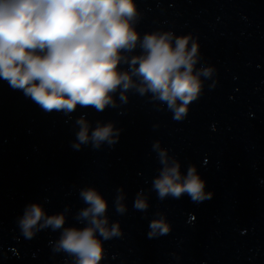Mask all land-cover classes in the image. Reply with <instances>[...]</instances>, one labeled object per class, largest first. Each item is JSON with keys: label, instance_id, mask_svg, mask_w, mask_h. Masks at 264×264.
Returning a JSON list of instances; mask_svg holds the SVG:
<instances>
[{"label": "clouds", "instance_id": "obj_1", "mask_svg": "<svg viewBox=\"0 0 264 264\" xmlns=\"http://www.w3.org/2000/svg\"><path fill=\"white\" fill-rule=\"evenodd\" d=\"M137 15L136 0H0V79L45 112H73L78 105L103 111L115 106L113 94L118 89L127 99L125 93L135 88L141 95L152 93L173 111L174 119L182 120L201 91L200 73L193 72L198 45L193 42L189 50V36L177 37L173 44L170 32L145 33L141 39L132 23ZM138 44L141 54L130 59L124 55ZM122 62L128 70H121ZM77 122L81 129L73 147L79 149L90 137L84 119ZM112 136V124L97 127L91 135L93 147L105 141L114 144ZM153 147H159L158 142ZM160 157L167 164L164 151ZM204 187L195 168L181 180L179 164L166 166L154 181L160 199L184 193L193 201L210 199L213 193H205ZM79 195L87 207L77 219L86 221L85 227L64 228V214L46 215L38 203L25 209L19 227L28 239L45 228H63L54 251L75 257V264H100L103 240L121 236L122 231L119 223L108 227V202L95 187L84 188ZM121 199L117 197L118 213L125 211ZM147 207L142 199L134 202L137 210ZM149 227L153 230L149 237L156 229L168 231L163 221Z\"/></svg>", "mask_w": 264, "mask_h": 264}]
</instances>
